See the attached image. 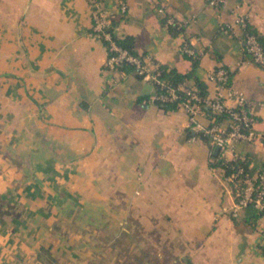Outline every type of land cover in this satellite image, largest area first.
<instances>
[{
  "label": "crops",
  "instance_id": "crops-1",
  "mask_svg": "<svg viewBox=\"0 0 264 264\" xmlns=\"http://www.w3.org/2000/svg\"><path fill=\"white\" fill-rule=\"evenodd\" d=\"M103 4L150 67L189 71L182 46L191 45L207 96L216 92L207 72L224 65L264 134V66L234 23L245 15L264 37V0ZM164 16L182 29L171 32ZM106 58L87 0H0V264H156L139 251L160 264H264V213L230 214L213 157L233 153L204 132L215 115L200 109L194 126L182 106L156 104L152 80L107 69ZM234 147L250 172L264 166L262 138Z\"/></svg>",
  "mask_w": 264,
  "mask_h": 264
},
{
  "label": "built area",
  "instance_id": "built-area-1",
  "mask_svg": "<svg viewBox=\"0 0 264 264\" xmlns=\"http://www.w3.org/2000/svg\"><path fill=\"white\" fill-rule=\"evenodd\" d=\"M87 1L91 13V33L103 41L107 50L105 68L112 70L123 63H130L142 77L159 84L161 89L164 88V90L154 93V100L173 101L179 99L182 93L183 98L179 100L178 106H182L186 110L189 120L194 126H198L194 115L203 107L209 108L215 115L224 114L227 116L230 121L228 126H221L218 122L213 121L204 128V132L211 136L214 145L219 149L232 152V159L246 160L244 156H239L235 152L234 146L237 140H254L257 137L264 140V134L258 133L253 128L254 115L251 111L250 102L243 92L231 82L230 71L224 65H217L206 74L208 80L215 82L216 92L213 96L201 95L195 86L185 83L176 86H164L165 83L158 77L160 73L158 64L152 62V67H150L142 56L118 44L116 41L118 35L111 26L109 10L103 4V0ZM206 1L210 5H218L222 0ZM126 8L125 2L119 3L121 12H124ZM172 22L171 19H168V23ZM234 23L240 29L239 37L243 51L250 56L253 62L264 66V47L256 34L248 30L246 16H237ZM223 29L227 32H234L229 23L224 24ZM182 51L187 54L196 53L191 45L186 42L182 46ZM226 99L233 100L234 104L228 105L225 102ZM213 158L217 160L224 157L216 155ZM224 177L233 196V203L230 208L231 216L239 217L242 213L245 214L248 207H252L256 211L264 209V166L253 173L245 166L238 165Z\"/></svg>",
  "mask_w": 264,
  "mask_h": 264
},
{
  "label": "trees",
  "instance_id": "trees-1",
  "mask_svg": "<svg viewBox=\"0 0 264 264\" xmlns=\"http://www.w3.org/2000/svg\"><path fill=\"white\" fill-rule=\"evenodd\" d=\"M162 22L167 23V17H165V16L162 17ZM167 25H168L169 30L173 33L182 29V26L180 25V23H178L176 21L172 22V23H167ZM248 30H250L251 32H254L256 34L258 40L260 41V43L264 47L263 35L260 34L259 32H257V30L255 28L251 27L250 25H248ZM116 41L121 46L127 47L131 51H134L132 48V44H133V37L132 36H130V35L118 36L116 38ZM183 54H185L187 57H189L191 59V68L189 71L180 72L175 67H169L165 64H158V68L160 70L158 77L165 83L164 86H176V85L184 83L186 81H191L192 85H194L196 87L199 94L206 95V85L197 74V69H198V65H199L198 55L196 53L195 54H187L185 52H183ZM216 57L219 58L218 55H216ZM119 67L125 68V69H130V68H133V65H131L130 63H123ZM138 75L141 76V74H138ZM153 83L155 86V92H159L161 90H164V88L161 89V86L159 84H157L155 82H153ZM182 98H183V95L181 93L179 99H177V100H173V101L154 100V101L156 102V104L160 108H162L164 110H168V109L177 108L178 102ZM203 108L206 111H210L209 108H206V107H203ZM213 115H215V114H213ZM222 116H224V114L215 115V121L218 120L219 118H221ZM216 163L221 166V168L224 170L225 174H228L231 170H233V168H235L238 165H243V166H245V168L248 167L247 161L241 160L239 158L229 159V160H225L224 158H219ZM263 213H264V209L260 210V211L259 210L256 211L254 208L248 207L245 210V216L246 215L250 216V218H249L250 221H255ZM262 252L264 254V248H262Z\"/></svg>",
  "mask_w": 264,
  "mask_h": 264
},
{
  "label": "rangeland",
  "instance_id": "rangeland-1",
  "mask_svg": "<svg viewBox=\"0 0 264 264\" xmlns=\"http://www.w3.org/2000/svg\"><path fill=\"white\" fill-rule=\"evenodd\" d=\"M138 254H139L140 257H147L149 255V256H151V259H153L155 261L156 264H160L158 259L152 257V253L148 254L145 251H139Z\"/></svg>",
  "mask_w": 264,
  "mask_h": 264
},
{
  "label": "water",
  "instance_id": "water-1",
  "mask_svg": "<svg viewBox=\"0 0 264 264\" xmlns=\"http://www.w3.org/2000/svg\"><path fill=\"white\" fill-rule=\"evenodd\" d=\"M218 147L216 146V149H217Z\"/></svg>",
  "mask_w": 264,
  "mask_h": 264
}]
</instances>
